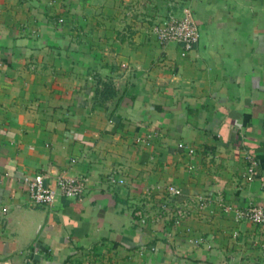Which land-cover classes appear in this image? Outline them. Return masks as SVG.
Returning a JSON list of instances; mask_svg holds the SVG:
<instances>
[{"label":"crops","instance_id":"obj_1","mask_svg":"<svg viewBox=\"0 0 264 264\" xmlns=\"http://www.w3.org/2000/svg\"><path fill=\"white\" fill-rule=\"evenodd\" d=\"M184 8L200 28L185 53L149 33ZM98 77L115 96L95 98ZM62 171L86 178L82 198L29 202L23 176ZM167 184L179 223L158 205ZM252 204L264 0H0V264H264V222L235 217Z\"/></svg>","mask_w":264,"mask_h":264},{"label":"built area","instance_id":"obj_2","mask_svg":"<svg viewBox=\"0 0 264 264\" xmlns=\"http://www.w3.org/2000/svg\"><path fill=\"white\" fill-rule=\"evenodd\" d=\"M62 19H59L61 22ZM149 33L160 45L174 42L180 45L183 52L191 51L199 40V27L194 14L190 8H184L180 17L167 15L162 20L153 23L150 26ZM91 80L92 78L89 77ZM148 143L147 139H142ZM248 166L246 174L248 179L252 178L254 172V160L247 156ZM43 174L32 176H23L22 182L25 184L29 202L34 205H52L58 197L69 199H80L86 193V178L62 171L55 177V184L50 186L45 183ZM107 183L112 187H123L126 184V178L123 172L117 169L111 170L106 177ZM181 195V189L174 184H167L162 194L159 195L158 205L161 212L172 214L175 223H179L188 215V210L183 206H175L172 203ZM200 201V203H199ZM198 206L201 208L204 200L199 199ZM173 207V208H172ZM226 206L225 210H230ZM236 220L245 219L252 223L264 222V208L257 204H252L244 209H235ZM134 216L139 222L145 223L146 218L141 210H135Z\"/></svg>","mask_w":264,"mask_h":264},{"label":"trees","instance_id":"obj_3","mask_svg":"<svg viewBox=\"0 0 264 264\" xmlns=\"http://www.w3.org/2000/svg\"><path fill=\"white\" fill-rule=\"evenodd\" d=\"M95 98L99 99L100 102H103L107 99L116 95L112 83L109 81H103L101 78L97 80V83L94 88ZM64 264H80L78 261H73L70 258L65 260Z\"/></svg>","mask_w":264,"mask_h":264},{"label":"rangeland","instance_id":"obj_4","mask_svg":"<svg viewBox=\"0 0 264 264\" xmlns=\"http://www.w3.org/2000/svg\"><path fill=\"white\" fill-rule=\"evenodd\" d=\"M199 36H200V28H199ZM92 77H93V76H92ZM92 77H91V78H92ZM98 78H99V77H98ZM92 80H93V78H92ZM94 80H95V78H94ZM97 80H98V79L96 78V81H97ZM96 83H97V82H96ZM137 140H138V141H141L142 139H141V138H138Z\"/></svg>","mask_w":264,"mask_h":264}]
</instances>
